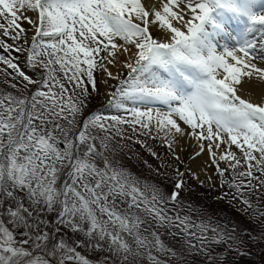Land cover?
I'll list each match as a JSON object with an SVG mask.
<instances>
[{
  "label": "snow or ice",
  "instance_id": "snow-or-ice-1",
  "mask_svg": "<svg viewBox=\"0 0 264 264\" xmlns=\"http://www.w3.org/2000/svg\"><path fill=\"white\" fill-rule=\"evenodd\" d=\"M229 18L244 30L230 37L233 46L218 45L230 36ZM0 20V35L13 41L0 40V65L16 90H0V264H187L194 253L210 260V245L240 240L179 210L187 187L179 167L170 190L131 172L109 148L129 129L151 139L163 133L169 149L178 136L194 138L220 187L235 189L217 199L231 196L264 218L243 192L264 185V94L260 103L242 95L254 80L264 86L253 36L264 49L262 0H0ZM12 52L42 77L23 72ZM121 64L123 79L109 70ZM95 71L118 81L108 105L123 115H84L99 92ZM162 229L180 237L179 247ZM78 249L108 256L93 261Z\"/></svg>",
  "mask_w": 264,
  "mask_h": 264
},
{
  "label": "rangeland",
  "instance_id": "rangeland-1",
  "mask_svg": "<svg viewBox=\"0 0 264 264\" xmlns=\"http://www.w3.org/2000/svg\"><path fill=\"white\" fill-rule=\"evenodd\" d=\"M27 15H32V14H30L29 12L27 13ZM0 22H2V20H0ZM21 24L24 28L31 29V26L26 21H21ZM33 34L34 32L32 30L28 31L27 37H26L28 40V43L31 42V37ZM11 56L16 57L19 55L11 53ZM119 59L123 61L124 59H126V57L124 58L123 56H120ZM17 63L23 72L29 75L32 79L37 80V77H34L33 71L27 68V65L25 61L22 60V57L19 56V60L17 61ZM111 67L112 66L110 65L109 70H111L114 74H116L118 70L121 72V76H120L121 79H123L124 76L128 72V69L123 68L122 64L118 65V67H112V68ZM57 74L60 75V73H57ZM94 76L96 79L97 88L99 92L98 94L95 92H92L91 96L88 97L87 99V107L95 106L97 108L94 111H96L97 113L101 115H105V116L123 115V113L118 112L116 109L108 105V101L110 99V93L114 91V88L118 84V81L108 80L106 74L100 71H95ZM103 80H108V82L105 84L102 82ZM34 87H36V85H34ZM88 90L89 92H91V85H88ZM153 107L161 108L162 106L155 105ZM183 126L187 128V126L185 125ZM122 127L127 128L128 126L124 125ZM124 136H125L124 139H121L119 136L113 137L112 141L109 144V148L110 150H113L115 152V156L118 159H121L128 166L131 172L139 176L142 180L154 182L158 184L159 186H161L162 184H168L167 181L169 180L172 181L173 178L175 180L177 179L174 169L176 167H179L180 171L185 173L184 179L187 182L186 189L188 188L189 190H194L195 188H197L200 195L202 196L206 195V197H208L209 199H217V197L221 196V194L224 192H230V193L235 192V189H229L227 185H225L223 188L220 187V178L216 174L215 166L211 164L209 153H207L208 150H206L207 147H205L203 154H207L205 155L206 156L205 159L208 163L206 162L205 164L207 165L205 170L208 172L200 176L196 174L194 167H193V161L194 159H196L197 152L194 150L197 146H200V145L197 143L196 140L194 141V138L191 140L192 142L185 141L184 143H182V145L180 144L179 146L173 143L172 148L169 149L164 142L163 133H161L159 137L155 139H151L146 136L135 135L131 132V129H129L127 132L124 133ZM128 136H132V139H128L127 138ZM137 140L143 141L144 144L147 146H141L140 143L135 142ZM200 143H203L205 145L208 144L207 141H202ZM145 147H147V149L150 151L156 152L159 156V159L157 158L151 159L147 157L144 153ZM197 148L200 150V147H197ZM232 150L236 152L237 155L239 156V150L236 149L235 146H232ZM108 154L110 155V153ZM175 156H179L180 160H182L183 163L176 161ZM135 157H138L139 159L136 161L137 167H134V164L131 163ZM140 164H141V167L139 166ZM220 167L226 168L227 165L224 162H221ZM189 169L191 170V172L199 176L200 181L205 182L203 186H201V184L197 180L192 178V176L188 172ZM242 170L243 168L237 169V172L242 171ZM257 175L259 174L257 173ZM209 177L211 178L210 180H209ZM225 178L228 179L229 181L232 180L233 173L231 170L226 171ZM236 182L239 183V180H237ZM253 184L256 186L255 190L252 191V190L244 189L243 190L244 195L249 196L252 192H255V191L260 195H264V185H260L259 182L257 181H253ZM225 199L229 200L230 204L233 207H237L243 210L244 205L239 203V201L232 199L231 196L226 197ZM244 213L248 216L249 219L252 220L254 218L253 214H250V212H247V213L244 212ZM9 227L11 226L9 225ZM19 238L20 236H17V239ZM78 250L82 251L86 256H88L89 259L93 261H96L98 259H102L105 256H108L107 252L88 253L83 249H78ZM246 250L249 251V249H246ZM210 255H211V259L209 260V258L206 255L202 254L199 261L203 259V264H214V262H217L216 264H222L220 263L221 260L215 259L214 255H212L211 253ZM177 264H179V262H177ZM187 264H191V263L188 261Z\"/></svg>",
  "mask_w": 264,
  "mask_h": 264
},
{
  "label": "trees",
  "instance_id": "trees-1",
  "mask_svg": "<svg viewBox=\"0 0 264 264\" xmlns=\"http://www.w3.org/2000/svg\"><path fill=\"white\" fill-rule=\"evenodd\" d=\"M0 40H4L9 44L13 43V41L8 37H0ZM0 52H2V49H0ZM18 54L22 57L25 55L22 53ZM3 69L4 66L0 65V90H7L15 93L16 90L12 89L5 83L6 77L4 76ZM9 70L10 69H8V71ZM33 70L36 74L40 75V78L42 77V69L37 68ZM28 89V94L30 95L32 91H35L36 87H34V85H29ZM91 108L92 107L89 106L85 109V116L89 113ZM147 150V147H145V155L151 159H155L156 157L151 155L154 151ZM156 155L158 156L157 153ZM137 160H139L138 157H135L131 162L134 164V167H137ZM139 166L141 167V164ZM167 182L168 184L161 185L162 189L170 190L172 185L175 183V179L173 178L172 181L169 180ZM245 198L251 202L252 208L257 210V212H264V195H260L255 191L249 196H245ZM180 199L182 207L179 210L181 212L188 213L192 215L193 218L197 216L209 217L214 226L221 229H227L230 232L234 229L236 235L240 237V240L231 246L229 243L209 246L210 253L214 255L215 259L221 260L220 263L264 264V218L259 215H253L254 218L251 220L243 210L233 207L229 200L225 198L221 199V201L217 199H209L206 195H200L197 188L194 190H189L188 188L185 189L181 192ZM190 208L195 209V211L190 212ZM250 214L252 213L250 212ZM161 231L163 233L162 239L166 243L179 247V236L173 238L168 234V230L162 229ZM193 243H195V241ZM246 249H249V251ZM201 255L202 254L200 253H194L192 256H186L184 259L187 262L189 261L191 264H193V259H195V264H203V259L199 261ZM216 263L217 262H214V264Z\"/></svg>",
  "mask_w": 264,
  "mask_h": 264
},
{
  "label": "bare ground",
  "instance_id": "bare-ground-1",
  "mask_svg": "<svg viewBox=\"0 0 264 264\" xmlns=\"http://www.w3.org/2000/svg\"><path fill=\"white\" fill-rule=\"evenodd\" d=\"M30 14H32V13H30ZM235 23H236V19L229 18V20H228V22H227V24H226L225 27H226V31H228V33L230 34V36L229 37H224V36L218 37L217 40H216V42H217L218 45H227L229 47L233 46V44L235 43V41L233 39H231L230 37H239L242 34L243 30H244V28H243V30H241L238 33L232 32V30H230V29H231V27L235 26ZM253 36H255L256 41H257V47L254 49L255 55L257 57V60L254 61V62H256L259 67L264 68V49H261V47H260L261 39L256 34L255 35L253 34ZM249 38L251 39L253 37L250 36ZM262 94H264V86H262L259 81H255L254 80L253 83L250 85L249 91L243 93L242 95H243L244 98L250 99L254 103H260L262 101ZM181 126L185 129V131H189L183 125H181ZM192 139L193 138L190 137V136H178L176 138V141L174 142V144L179 146L180 144L182 145V143H184L185 141L192 142L191 141ZM194 141H195V139H194ZM197 147H200V146H197ZM197 147L195 148V150L194 149L193 150L196 151V152H200V150ZM205 155H207V154H203V152H200V155L199 156H196V159H194V161H193L194 170H195L196 174L199 175V176L200 175H204V174H206L208 172V171L205 170V168L207 166V165H205L206 162H207L206 159H205L206 158Z\"/></svg>",
  "mask_w": 264,
  "mask_h": 264
}]
</instances>
